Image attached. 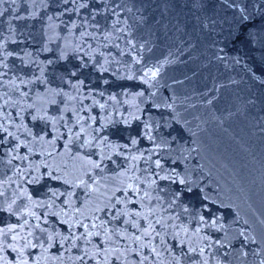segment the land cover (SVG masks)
<instances>
[{
  "label": "water",
  "instance_id": "95a60500",
  "mask_svg": "<svg viewBox=\"0 0 264 264\" xmlns=\"http://www.w3.org/2000/svg\"><path fill=\"white\" fill-rule=\"evenodd\" d=\"M0 125V264L264 261V0H0Z\"/></svg>",
  "mask_w": 264,
  "mask_h": 264
},
{
  "label": "snow or ice",
  "instance_id": "6c2138e0",
  "mask_svg": "<svg viewBox=\"0 0 264 264\" xmlns=\"http://www.w3.org/2000/svg\"><path fill=\"white\" fill-rule=\"evenodd\" d=\"M82 6H83V5H82ZM239 11H240V13H241L242 18L246 20V19H247V16L244 15V13H245V9H244L243 7H240V8H239ZM218 58H219V59H223V57H218ZM159 71H160L159 68H156L155 70L148 69L147 71H145V72H144V77H145L144 82H145V83H149L151 80H155V78H156V77L158 76V74H159ZM81 83H82V82H81ZM141 95H142V93H141ZM211 102H212L211 100L208 101V103H211ZM169 107H171V106L169 105ZM0 129H2L3 131H7V129H6V128H3L2 125H0ZM149 138L151 139V137H149ZM133 143H136V141H133ZM155 163H156V165H157L158 167L160 166V162H159V160L155 161ZM95 166H96V167H99L98 164L95 165ZM30 182H31V181H30ZM180 183H184V181H183V180H180ZM0 195H3V192H0ZM29 199H31V197H29ZM13 203H15V201H13ZM5 210L8 211V212H10V213H12V206L9 205V207H8L7 209H5ZM25 214H26V215H31V216H34V217L36 216V214H35L34 212H31V213L26 212ZM36 218L39 219V217H36ZM203 219H204V218L201 217V220H203ZM45 222H47V221H45ZM157 222H159V221H157ZM27 223H28V221L25 220V221H24V224H27ZM214 224H215V221H213V225H214ZM16 227H17L16 225H12V226L8 227L7 229H0V234H2L3 236H7L8 233H15V234L12 236V239H13V240L23 239V240L25 241V243H24L22 246L10 245V246L13 248L14 251L18 252L19 255H20L21 257H23V256H24V251H23V249H26V248H28V247L35 248V247H37V245H35V244H31L30 240L28 239V237L32 235L31 232H29V233L27 234V236H21L19 233H16ZM35 227L39 228L40 225H39V224H36ZM84 227L86 228L87 226L84 225ZM93 227H95V225H94ZM149 227H151V225H149ZM20 228H21V231H23V225H21ZM198 230H199V229H198ZM42 231H43V229H42ZM97 235H98V233H97ZM145 235H151V233H150L147 229H145ZM49 239H50V240H51V239H54V237L50 236ZM137 239H139V237H137ZM0 243H3V241L0 240ZM49 247H51V245H49ZM153 251H154V249H153ZM193 251H194V250H193ZM201 252H203V249H201ZM85 255H87V253H86ZM78 259L83 260L84 257H78ZM21 264H28V261H27L26 259H22V260H21ZM205 264H206V262H205ZM261 264H264V261H261Z\"/></svg>",
  "mask_w": 264,
  "mask_h": 264
}]
</instances>
